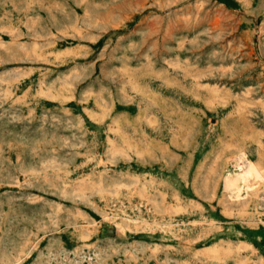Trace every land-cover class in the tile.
<instances>
[{"label": "rangeland", "instance_id": "374dc122", "mask_svg": "<svg viewBox=\"0 0 264 264\" xmlns=\"http://www.w3.org/2000/svg\"><path fill=\"white\" fill-rule=\"evenodd\" d=\"M0 264H264V0H0Z\"/></svg>", "mask_w": 264, "mask_h": 264}]
</instances>
